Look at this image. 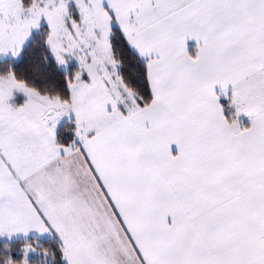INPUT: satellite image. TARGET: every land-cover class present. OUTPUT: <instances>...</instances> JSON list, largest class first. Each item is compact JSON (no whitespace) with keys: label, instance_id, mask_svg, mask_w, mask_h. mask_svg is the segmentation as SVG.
<instances>
[{"label":"snow or ice","instance_id":"6c2138e0","mask_svg":"<svg viewBox=\"0 0 264 264\" xmlns=\"http://www.w3.org/2000/svg\"><path fill=\"white\" fill-rule=\"evenodd\" d=\"M0 264H264V0H0Z\"/></svg>","mask_w":264,"mask_h":264}]
</instances>
